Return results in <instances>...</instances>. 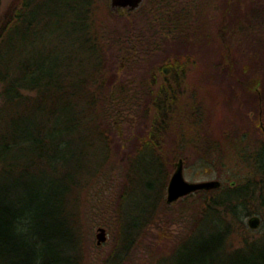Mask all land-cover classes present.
<instances>
[{
  "label": "trees",
  "instance_id": "obj_1",
  "mask_svg": "<svg viewBox=\"0 0 264 264\" xmlns=\"http://www.w3.org/2000/svg\"><path fill=\"white\" fill-rule=\"evenodd\" d=\"M195 1L151 0L144 12V0L138 9L125 11L124 17L139 13L138 18L148 21V30L158 25L161 36L177 32L187 38L189 31L196 29L187 5ZM248 3L244 14L243 0H224L217 21V35L224 47L229 32L234 36L237 28L246 27L244 17L255 20L249 33L257 27L264 29V0ZM96 7L98 0H0V264H85L83 245L75 232L78 210L72 207V200L77 201L87 187L85 174L100 144L108 161L111 131L127 116L131 100L149 119L147 123L142 116L148 129L133 157L148 153L151 167H158L160 173L165 170V159L159 138L178 124L187 128L194 122L198 128L203 122L181 110L184 105L175 86L184 65L177 56L150 70L149 76L144 72L131 78L118 68H109V44L101 35L125 47L130 43L131 51L123 53L122 59L132 66L137 62L134 51L147 46L151 37L144 34L138 18L136 25L128 20L123 23L124 32H129L125 36L98 24ZM199 34L195 30V36ZM141 37L145 39L142 45ZM162 44L158 42L160 47ZM260 45L264 47V43ZM226 53L224 70L233 94L240 97L238 89L242 87L258 107V76H250L243 66L235 69L228 48ZM149 55L139 62L157 61ZM106 69L111 70L110 77ZM137 77L140 82L135 81ZM140 83L145 92L136 89ZM258 128L251 141L253 147H244L250 139L237 132L229 135L230 139L224 138V143L208 135L194 138L201 160L222 156L230 146L235 163L244 161L248 166L244 182L243 176H236L234 186L223 183L215 189L193 192L201 194L204 218L200 223L204 222L207 237L216 239L211 242V254L226 251L223 240L228 234L240 238L223 264H264V241H243V232L237 233L238 228L243 230L245 216L258 214L263 226L260 238L264 237V131L261 125ZM211 191L214 194L205 196Z\"/></svg>",
  "mask_w": 264,
  "mask_h": 264
},
{
  "label": "rangeland",
  "instance_id": "obj_2",
  "mask_svg": "<svg viewBox=\"0 0 264 264\" xmlns=\"http://www.w3.org/2000/svg\"><path fill=\"white\" fill-rule=\"evenodd\" d=\"M181 1L186 3L189 0ZM248 1L253 2L243 0L244 14L250 5ZM144 4L145 12L151 6V0H145ZM189 4L188 9H192L191 23L196 25V29L189 31L188 37L183 38L177 32L168 37L161 36L158 25L148 30V21L138 18L139 13H133L126 18V10L120 9L117 12L121 14H112L109 11V0H98L95 13L98 24L104 23L111 31L117 29V34L125 36L129 32H124L123 23L127 24L128 20L132 21L131 25H136L138 18L142 29L145 30V33H142L151 37L150 40L147 38V46L134 51L136 58L133 60L137 59V62L132 66L127 61L123 63L122 59L123 53L131 51V44L127 42L128 47H125L119 42L120 46L115 43V39L103 33L102 40L108 42L110 49L109 68L112 71L118 68L122 75L131 78L133 74L140 77L144 72L149 76L150 70L177 56L184 65L181 79L175 86L176 95L184 105L181 110L185 112L184 115L194 116L203 122L198 128H195L194 122L187 128H181L178 124L175 128L168 129L166 136L159 138L165 159V170L160 173L158 167H151L148 153L140 152L133 157L137 148L140 149L139 143L143 141V134H146L148 129L143 117L147 123L149 119L144 116L141 107H134L131 100L127 116L111 131L113 143L111 152L106 154H109L108 161L103 158L104 147L100 144L95 153L96 157L91 159L85 174V182L88 185L79 194L77 201L72 200V207H77L78 210L77 224L74 227L78 240L83 245L85 264H223L228 261L232 247L238 246L240 238H231L228 234L223 240L226 251L211 254L212 243L216 239H209L208 233H205L207 228L204 222L200 223L204 218L201 216V194L189 193L169 204L166 201V188L180 158L183 160L184 178L188 181L215 179L221 182L220 186L223 183L234 186L236 176H243V182L246 181L248 176L245 171L248 166H245L244 161L235 163L230 146L228 152L222 156L216 154L212 159L201 160L198 154L200 150L197 152L194 145V138L202 134L224 143V138L230 139L229 135L237 132L243 134L245 140L250 139V144L244 140L245 147L252 145L251 141L259 133L258 125L262 124L263 130L264 47L260 44L264 43V29L257 27L249 33L250 27L255 25V20L252 16L250 19L244 17L246 27L241 30L237 28L238 33L235 32L234 36L229 32L227 44L233 55L234 68L246 67L250 76L257 75L259 78L258 89L261 97L259 95L257 107L251 102L254 99L246 95L242 87L238 89L240 97H235L230 87L231 79L224 70L228 63L227 48L217 35V21L221 18L224 0H196ZM148 17L151 18V13ZM228 22L230 23V18ZM195 30L200 33L198 36H195ZM107 34L113 35L110 31ZM179 36L181 37L177 38ZM140 39L143 40L140 45L144 44L145 39ZM159 41H163L161 47L158 45ZM172 41L175 42L170 46L169 42ZM159 54H165V58L160 59ZM148 55H152L157 61L139 62ZM110 69L105 71L107 77H110ZM138 77L136 82H140ZM157 80L159 84L160 79ZM243 82H246V79L243 78ZM135 87L138 91L145 92L142 84ZM142 102L143 99H140L139 104ZM194 107L195 109H192ZM190 125L194 128H190ZM130 158L131 162L128 163ZM126 173L129 175V181H126ZM126 182L127 187H124ZM212 194L214 191L205 196ZM252 215L243 218L245 225L243 223V230L238 228L237 233L243 232V241H264V237L260 238L263 233L262 224L255 229L247 224V219ZM100 226L105 227L107 238L105 242L97 245L96 232Z\"/></svg>",
  "mask_w": 264,
  "mask_h": 264
},
{
  "label": "water",
  "instance_id": "obj_3",
  "mask_svg": "<svg viewBox=\"0 0 264 264\" xmlns=\"http://www.w3.org/2000/svg\"><path fill=\"white\" fill-rule=\"evenodd\" d=\"M143 2L144 0H109V7L112 12H117L120 9H124L129 12L138 9L143 4ZM220 185L221 182L215 179L202 181L186 180L183 175V160L180 158L177 161L175 169L172 172L167 184L166 201L170 204L189 193H193L198 190L215 189ZM260 223L261 219L258 215H252L247 219V224L250 228L255 229L259 227ZM106 238L105 227H98L96 232L97 245L105 242Z\"/></svg>",
  "mask_w": 264,
  "mask_h": 264
}]
</instances>
